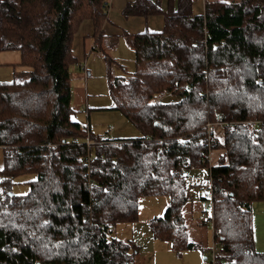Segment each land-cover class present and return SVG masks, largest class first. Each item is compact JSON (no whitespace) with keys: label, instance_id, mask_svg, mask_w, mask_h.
Here are the masks:
<instances>
[{"label":"trees","instance_id":"trees-1","mask_svg":"<svg viewBox=\"0 0 264 264\" xmlns=\"http://www.w3.org/2000/svg\"><path fill=\"white\" fill-rule=\"evenodd\" d=\"M159 1L125 7L127 18L163 16L164 27L132 35L134 73L108 78L113 109L143 136L101 139L72 119L69 67L76 24L90 19L103 37L110 2L0 0V52H19L30 70L23 82H0V264H136L134 243L109 234L134 223L139 199L151 196L170 201L150 221L153 237L176 254L199 249L188 168L209 170L221 249L213 264H264L251 210L264 201V0L211 1L202 15L192 0H169L167 10ZM166 94L179 99L162 102ZM216 112L227 124L211 165L202 139ZM31 173L27 193L10 192Z\"/></svg>","mask_w":264,"mask_h":264},{"label":"rangeland","instance_id":"rangeland-1","mask_svg":"<svg viewBox=\"0 0 264 264\" xmlns=\"http://www.w3.org/2000/svg\"><path fill=\"white\" fill-rule=\"evenodd\" d=\"M107 1L111 4V0ZM204 1L232 3L239 0ZM201 4H203V0ZM104 9L108 16V10L111 9V6L107 5ZM143 18L144 22H146V19L149 17ZM155 18H160V16L157 15ZM107 21L108 19L103 24V37L100 35V31L94 28L90 19L80 25L76 24L77 32L73 42V54L77 62H74L69 67L71 101L72 106L77 110L73 114L72 119L79 122L82 128L87 127L91 135L100 137L101 139L142 137L143 133L138 128L128 121L120 111L113 109L115 101L110 94L109 75L111 74L114 77H128L132 75L135 71V52L125 39L127 35L130 42L132 36L129 38V34H124V36L115 39L117 35H112L106 29ZM162 21H164L163 17ZM147 24L150 27L149 31L153 32L160 31L164 26L163 22L161 28H152L153 22L151 20ZM85 33L88 34L83 38ZM106 56L110 60H106ZM27 71H30L29 68L21 65L19 52H0V82H11L14 80L23 82L28 78ZM178 99L179 96L176 94H166L160 100L171 103ZM218 113L220 112L214 114V120L217 119L216 115ZM212 123L213 127L218 125L217 121H212ZM224 126L219 125L216 128L220 142L224 141ZM223 152L221 149L213 151L210 164H218ZM3 160L4 151L0 148V170L3 168ZM184 164H187L184 168L188 167L187 161ZM185 176L186 192L189 200L193 202L192 210H186L189 232L192 241L198 243L200 248L185 250L181 254H176L171 250L169 242L156 240L150 229V221L153 218L163 216L170 201L162 196L142 197L138 201L139 211L137 220L134 223H119L109 234L110 238L132 241L134 243L137 249L135 256L136 264H213L215 263L214 254L220 255L221 249L219 246L216 253L213 254V232L211 227L198 226L197 224V221H200L199 216L202 213L207 212L209 216L213 214L210 201L204 200L205 194L210 193L211 190L209 185V170L208 168H188ZM35 178L36 175L32 173L13 178L10 192L12 191L14 194L27 193L29 190L27 182ZM2 179L3 176L0 173V182Z\"/></svg>","mask_w":264,"mask_h":264},{"label":"crops","instance_id":"crops-1","mask_svg":"<svg viewBox=\"0 0 264 264\" xmlns=\"http://www.w3.org/2000/svg\"><path fill=\"white\" fill-rule=\"evenodd\" d=\"M134 1L135 0H111V4H110L111 9L108 10V17H107L108 21L106 24V29L108 30L109 33H112V35H117L115 39H118L121 36H124V34L125 35L129 34L128 36L130 38V36L132 35L146 32V30L149 31L150 27L148 26L147 23L150 20L153 22L152 28L162 27L164 21H162L163 16L161 17V15H160V18H155L157 17V15L150 16L149 18L146 19V22H144V18L140 16H132L128 18L125 17L123 15V11L125 7L129 3L134 2ZM153 1H156V0H153ZM201 1L202 0H192V10L195 15H202L203 13H205V6H206L207 1L203 0V4H201ZM159 2H160L161 9L167 10L169 6L168 0H160ZM195 2L197 3L196 5H195ZM176 3H178V1L176 2L174 0L172 6L175 7ZM90 30H91V24H90ZM149 32H153V31H149ZM154 32H159V31H154ZM87 34L85 33V35H83V38L84 36H87ZM125 39L130 44V42L128 41L127 35ZM251 210H252V224H253V230H254L253 238H254L255 248L257 249V251L264 253V201L255 202L251 206Z\"/></svg>","mask_w":264,"mask_h":264},{"label":"built area","instance_id":"built-area-1","mask_svg":"<svg viewBox=\"0 0 264 264\" xmlns=\"http://www.w3.org/2000/svg\"><path fill=\"white\" fill-rule=\"evenodd\" d=\"M216 118L217 119L214 120V121H217V124H218L216 127H213L214 126L213 123H208L205 126V136L202 139V146H204L208 150L209 154L204 155V160L206 158L207 159L209 158V161H211V159H212L211 154L215 150L216 144L219 141V134H218V130L216 128L219 125L221 126V125L227 124V122L225 121L224 114L218 113L216 115ZM74 142H78V139H74ZM87 144L88 145L90 144L89 139L87 140ZM210 188H212L211 183H210ZM205 199L210 201L211 205H213V201H215L216 199L212 195V190H210V193L208 192L207 194H205ZM199 218H200V220L204 221L209 227L210 226L212 227V225H214L213 214L209 216V215H207V212H205V213H202ZM218 246H219L218 243H216V242L213 243V254L216 253ZM214 255H216V254H214Z\"/></svg>","mask_w":264,"mask_h":264},{"label":"bare ground","instance_id":"bare-ground-1","mask_svg":"<svg viewBox=\"0 0 264 264\" xmlns=\"http://www.w3.org/2000/svg\"><path fill=\"white\" fill-rule=\"evenodd\" d=\"M110 60V59H109ZM226 115V114H225ZM203 131V130H202ZM204 132V131H203ZM86 137V136H85ZM3 149V148H2Z\"/></svg>","mask_w":264,"mask_h":264}]
</instances>
